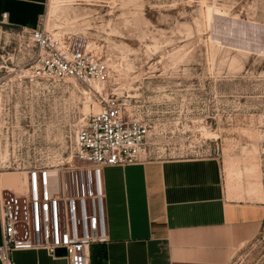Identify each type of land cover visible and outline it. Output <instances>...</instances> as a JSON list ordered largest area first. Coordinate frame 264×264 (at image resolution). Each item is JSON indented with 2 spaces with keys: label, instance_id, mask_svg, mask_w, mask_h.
Returning <instances> with one entry per match:
<instances>
[{
  "label": "rangeland",
  "instance_id": "1",
  "mask_svg": "<svg viewBox=\"0 0 264 264\" xmlns=\"http://www.w3.org/2000/svg\"><path fill=\"white\" fill-rule=\"evenodd\" d=\"M42 7L32 26L1 15L0 56L11 48L14 65L32 64V46L18 37L24 29L80 40L110 66L115 96L133 97L151 149L167 159L217 158L232 195L264 204V0H45ZM79 90L65 97L66 126L77 121L76 109L80 119L87 106L101 109ZM229 264H264V223Z\"/></svg>",
  "mask_w": 264,
  "mask_h": 264
},
{
  "label": "built area",
  "instance_id": "2",
  "mask_svg": "<svg viewBox=\"0 0 264 264\" xmlns=\"http://www.w3.org/2000/svg\"><path fill=\"white\" fill-rule=\"evenodd\" d=\"M18 37L34 54L29 66L14 65L8 41V57L0 56V173H19L23 182L18 191L0 190V260L13 264L14 252L38 250L59 259L57 250L65 249L69 264H91L92 247L110 241L104 170L168 159L151 149L133 97L115 96L110 66L80 40L54 39L40 27ZM81 86L101 110L80 119L76 109L77 121L66 126L65 97ZM185 158L204 157L169 160ZM77 164L81 185L72 175Z\"/></svg>",
  "mask_w": 264,
  "mask_h": 264
},
{
  "label": "crops",
  "instance_id": "3",
  "mask_svg": "<svg viewBox=\"0 0 264 264\" xmlns=\"http://www.w3.org/2000/svg\"><path fill=\"white\" fill-rule=\"evenodd\" d=\"M44 4L0 0V17L8 13L11 23L32 26ZM228 165L229 170L236 167ZM22 183L19 173H0V190L18 191ZM104 185L110 241L92 247L91 264H229L238 249L258 237L264 223V204L232 195L217 158L108 167ZM12 260L69 264L45 250L17 251Z\"/></svg>",
  "mask_w": 264,
  "mask_h": 264
},
{
  "label": "bare ground",
  "instance_id": "4",
  "mask_svg": "<svg viewBox=\"0 0 264 264\" xmlns=\"http://www.w3.org/2000/svg\"><path fill=\"white\" fill-rule=\"evenodd\" d=\"M53 35H54V36H53ZM53 35H52V37H53L54 39H60V38H61V36H59V34H53ZM93 86H94V88H95L97 91H102V88H103L102 85H100V84H94ZM100 110H101V109H100ZM100 110H99V108H98V105L95 104V113H96V112H99ZM90 111H91V110H90V106H87V107H86V115H88ZM86 115H85V116H86ZM22 186H23V183H22Z\"/></svg>",
  "mask_w": 264,
  "mask_h": 264
},
{
  "label": "water",
  "instance_id": "5",
  "mask_svg": "<svg viewBox=\"0 0 264 264\" xmlns=\"http://www.w3.org/2000/svg\"><path fill=\"white\" fill-rule=\"evenodd\" d=\"M57 256L58 257H66L67 256V252L65 249H59L57 250Z\"/></svg>",
  "mask_w": 264,
  "mask_h": 264
}]
</instances>
